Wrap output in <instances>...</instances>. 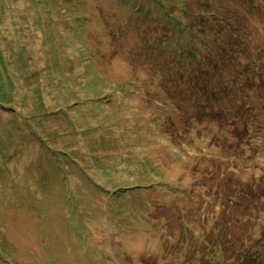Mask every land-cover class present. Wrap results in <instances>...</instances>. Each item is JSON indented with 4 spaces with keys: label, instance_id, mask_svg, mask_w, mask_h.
I'll return each mask as SVG.
<instances>
[{
    "label": "rangeland",
    "instance_id": "obj_1",
    "mask_svg": "<svg viewBox=\"0 0 264 264\" xmlns=\"http://www.w3.org/2000/svg\"><path fill=\"white\" fill-rule=\"evenodd\" d=\"M175 1L0 0V264H264V0Z\"/></svg>",
    "mask_w": 264,
    "mask_h": 264
},
{
    "label": "trees",
    "instance_id": "obj_2",
    "mask_svg": "<svg viewBox=\"0 0 264 264\" xmlns=\"http://www.w3.org/2000/svg\"><path fill=\"white\" fill-rule=\"evenodd\" d=\"M189 1L191 0H180L178 2V0H176L174 2V5H176L179 10H180V14H179V20L176 21L175 19H172V22H175L176 24H178V28L181 30H185V29H189L188 25L186 24L185 21V17H186V13L188 12V9L190 7H188ZM199 5L198 7V13L194 14V16L198 19V21L202 24V25H212V26H217L222 24V20H219V17L217 15L216 9L214 7V5H212V0H198L197 3ZM212 5V6H211ZM212 8V9H210ZM215 9V10H214ZM228 26H233V24L229 21H227ZM196 38V37H195ZM181 51L177 52L180 53ZM186 54H188V51H183L180 55L181 58V62H188L186 57ZM189 54H191V51L189 50ZM186 65V64H184ZM185 239L184 240H180L177 244H178V250L177 252H173L175 257L179 260L178 263L176 264H182L186 261L191 263H198L201 260H209L208 264H216V260L215 259H211L208 258L206 256L207 253V249L206 246L199 243L197 245H192L189 242V236L188 234L185 235ZM220 244V243H218ZM166 246H168V244H166ZM192 246V251H190ZM165 249V247H164ZM189 251V252H188ZM172 253V252H170ZM173 255V254H172ZM182 257L183 261L180 259ZM193 258V259H192ZM201 264H204L201 262ZM255 264V263H254Z\"/></svg>",
    "mask_w": 264,
    "mask_h": 264
}]
</instances>
